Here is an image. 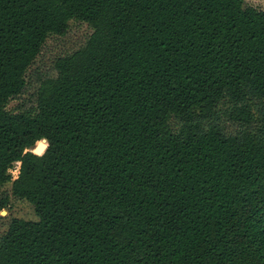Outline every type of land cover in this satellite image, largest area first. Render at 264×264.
<instances>
[{
	"label": "trees",
	"instance_id": "16d2710c",
	"mask_svg": "<svg viewBox=\"0 0 264 264\" xmlns=\"http://www.w3.org/2000/svg\"><path fill=\"white\" fill-rule=\"evenodd\" d=\"M72 20L89 36L9 109ZM7 183L36 219L9 220L0 264H264V9L0 0Z\"/></svg>",
	"mask_w": 264,
	"mask_h": 264
},
{
	"label": "rangeland",
	"instance_id": "374dc122",
	"mask_svg": "<svg viewBox=\"0 0 264 264\" xmlns=\"http://www.w3.org/2000/svg\"><path fill=\"white\" fill-rule=\"evenodd\" d=\"M244 2L246 5L264 9V0H244ZM90 33L91 29L86 23L72 20L69 22V28L65 35L51 36L48 38L29 69L28 78L31 83L30 87L26 88L25 94L20 98L16 97L12 99L8 104V108L14 109L21 103H27L23 105H29L31 99L30 94L37 85L39 78L49 75L53 71L54 59L78 48L84 43ZM18 166L19 163H16L15 167L11 169L12 178L16 177ZM3 195L8 196L9 204L3 210V213L0 212V235L5 232L9 220L13 217L36 219L32 205L26 200L16 198L11 194L10 183L0 186V197Z\"/></svg>",
	"mask_w": 264,
	"mask_h": 264
},
{
	"label": "water",
	"instance_id": "95a60500",
	"mask_svg": "<svg viewBox=\"0 0 264 264\" xmlns=\"http://www.w3.org/2000/svg\"><path fill=\"white\" fill-rule=\"evenodd\" d=\"M46 147H47V140L43 138L40 141H38L32 149H29L28 151L40 155L44 152ZM1 213H3V211H1Z\"/></svg>",
	"mask_w": 264,
	"mask_h": 264
}]
</instances>
